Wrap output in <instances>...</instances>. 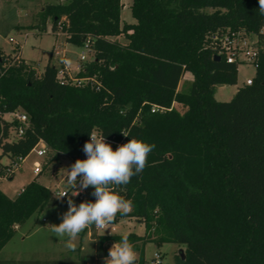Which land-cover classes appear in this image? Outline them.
Segmentation results:
<instances>
[{"label": "trees", "instance_id": "trees-1", "mask_svg": "<svg viewBox=\"0 0 264 264\" xmlns=\"http://www.w3.org/2000/svg\"><path fill=\"white\" fill-rule=\"evenodd\" d=\"M122 7V0H66L46 4L41 14L42 28L51 20L52 30L61 29L67 42L81 46L91 40L93 57L78 75H96L98 90L61 82L51 59L39 73L19 51L0 52V175L41 141L48 147L44 171L59 156L83 160L94 131L124 144L143 140L155 145L145 169L116 188L132 201V211L111 223L132 217L144 224V234L127 233L136 264H150L144 254L149 242L184 245L172 264H264V49L252 84L219 101L216 87L237 84L239 64L215 59L212 39L230 29L264 42L258 0H132L136 23L125 25ZM121 36L126 43L115 40ZM186 73L193 76L192 87L181 92ZM154 105L165 110L152 112ZM17 110L27 114L29 126L10 140L20 123L2 115ZM4 156L8 164L1 163ZM71 199L77 206L95 202ZM67 200L36 178L15 198L0 189V252L33 214ZM121 236L102 234L100 245L108 250ZM92 262L89 255L79 262L0 260Z\"/></svg>", "mask_w": 264, "mask_h": 264}, {"label": "rangeland", "instance_id": "rangeland-1", "mask_svg": "<svg viewBox=\"0 0 264 264\" xmlns=\"http://www.w3.org/2000/svg\"><path fill=\"white\" fill-rule=\"evenodd\" d=\"M66 0H0V52L6 55H15L18 51L21 57L29 64L33 65L39 73H42L45 66L51 62L59 67L62 60H66L70 66H75L79 62L82 52L88 54V58L93 57V51H88L84 45L78 46L66 41V35L60 29L57 32L52 30V21L48 20L46 28L43 29L41 14L46 4L64 3ZM123 7L121 13V25L136 23L132 16V0H122ZM19 43L16 45L15 41ZM254 38V37H253ZM115 40L126 43L125 37H117ZM56 47L60 54L52 53ZM256 68L251 64H239L238 80L235 85L217 86L214 96L219 101L231 100L238 88L244 86L248 78H254ZM193 82L191 73H186L180 81L178 90L190 92ZM174 106V105H173ZM2 149L0 147V155ZM47 156L38 157L32 151L24 160H21L12 179L6 177L5 172L0 175V189L11 198H15L33 177V166L35 161L43 163ZM3 163H9V158L4 156ZM74 162L68 157L59 156L46 170L41 172L38 180L51 188L56 193L58 190L70 189V195L77 192V189L67 186V170H70ZM79 180V178H78ZM79 187V184L77 185ZM94 188L89 186L85 190L79 191L78 197L95 198L92 193ZM68 205L49 204L41 212L33 214L25 223L17 227L14 237L5 245L0 252V260L20 261L29 259L41 260H69L79 262L82 256H91L94 259L92 264H104L108 250L101 247L99 236L108 233L124 234L135 232L144 234L145 227L135 218H124L114 227L110 224L106 230L91 231V228L83 231L75 241L76 249L72 251L65 246L63 240H59L50 232L48 225H58L62 222V215L67 212ZM96 236H95V235ZM184 245L176 243H163L158 245L149 242L145 246V258L150 261L155 253H160L161 264H172L175 257L182 252ZM107 250V251H106ZM137 257L138 253L136 252Z\"/></svg>", "mask_w": 264, "mask_h": 264}, {"label": "clouds", "instance_id": "clouds-1", "mask_svg": "<svg viewBox=\"0 0 264 264\" xmlns=\"http://www.w3.org/2000/svg\"><path fill=\"white\" fill-rule=\"evenodd\" d=\"M259 14L264 16V0H258ZM155 145L131 138L113 150L104 135L90 133V140L83 146L86 159H77L67 170V186L79 191L94 188L95 202H81L78 206L68 198V210L58 225H48L50 232L75 251L78 236L91 226L106 230L115 221L117 214L127 215L132 211V201L120 195L116 188L126 186L131 178L143 172L148 156ZM79 178V180H78ZM79 184V187L77 185ZM68 191L54 193L57 199L68 196ZM72 195V196H75ZM137 254L127 233L115 242L105 257L104 264H136Z\"/></svg>", "mask_w": 264, "mask_h": 264}, {"label": "built area", "instance_id": "built-area-1", "mask_svg": "<svg viewBox=\"0 0 264 264\" xmlns=\"http://www.w3.org/2000/svg\"><path fill=\"white\" fill-rule=\"evenodd\" d=\"M264 34V29L262 30ZM254 37V38H253ZM214 48H215V56H219L220 58H224L227 62L236 63V64H251L256 70L259 67V59L261 54V49H264V42L260 41V37L254 33H249L241 30H230L227 29L223 32H217L212 36ZM9 41L14 42L12 38ZM16 45L19 46V43L15 41ZM91 40L85 42L84 47L91 51ZM53 53L60 54V51L53 48ZM88 54L82 52L79 57V62L76 67L77 72H73L70 67L64 62L61 63L59 67H57V78L61 82L71 83L72 85H76L78 87H86L89 86L93 89H100L101 83L98 80L96 75L90 76H79L78 73L83 71V63L88 61ZM253 82V78H248L244 82V85H251ZM172 109V108H168ZM164 107L154 105L152 107V112L163 111ZM5 121L11 122L17 120L20 125L16 130H12L10 140L17 139L21 135L24 134L25 129L29 126V118L27 114L23 111L17 110L14 112H8L2 115ZM97 135H101L100 133L94 131ZM105 138V137H104ZM90 140V136H89ZM88 140V141H89ZM106 142L109 143L113 150H115L121 144H124L123 141H117L115 139L105 138ZM33 151L36 153L38 157H46L48 147L47 144L41 141ZM87 156L84 153L83 159H86ZM19 163H14L10 168L7 169V173H16V170L19 167ZM33 171L35 174H40L42 172V163L39 161L34 162ZM6 173V177H7ZM60 191H68V196L64 198L71 197L70 189L58 190ZM76 192L73 193L75 195ZM75 195L71 198H77ZM113 227L114 224H111ZM150 264H161V255L160 253H155L153 258L149 261Z\"/></svg>", "mask_w": 264, "mask_h": 264}, {"label": "crops", "instance_id": "crops-1", "mask_svg": "<svg viewBox=\"0 0 264 264\" xmlns=\"http://www.w3.org/2000/svg\"><path fill=\"white\" fill-rule=\"evenodd\" d=\"M62 62L66 63V64L68 65V67H70V69H71L73 72H77V71H76L77 64L73 67V66H70V65L67 63L66 60H62L61 63H62ZM1 163H2V164H8V162H7V163H3V162H1ZM42 172H43V171H42ZM33 174H34V175H33V177H32V180H33L34 178H36V179L38 180V177H39V175H40L41 173H40V174H35L34 171H33ZM30 181H31V180H30ZM30 181H29V182H30ZM38 181H39V180H38ZM29 182H28V183H29ZM39 182H40V181H39ZM28 183H27V184H28ZM40 183H41V182H40ZM27 184H26V185H27ZM26 185H24L23 188H24ZM23 188H22V189H23ZM22 189H21V190H22ZM5 194H6V193H5ZM9 197H10V196H9Z\"/></svg>", "mask_w": 264, "mask_h": 264}, {"label": "water", "instance_id": "water-1", "mask_svg": "<svg viewBox=\"0 0 264 264\" xmlns=\"http://www.w3.org/2000/svg\"><path fill=\"white\" fill-rule=\"evenodd\" d=\"M215 59H220L219 56H215ZM218 86H222V85H218ZM2 132H3V125H2V120H1V116H0V140L2 138Z\"/></svg>", "mask_w": 264, "mask_h": 264}]
</instances>
